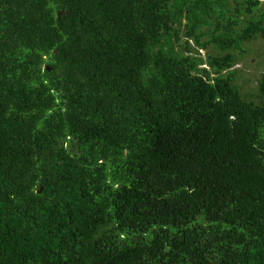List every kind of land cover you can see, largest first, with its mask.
I'll use <instances>...</instances> for the list:
<instances>
[{"label":"trees","instance_id":"1","mask_svg":"<svg viewBox=\"0 0 264 264\" xmlns=\"http://www.w3.org/2000/svg\"><path fill=\"white\" fill-rule=\"evenodd\" d=\"M260 39L264 0H0V264H264Z\"/></svg>","mask_w":264,"mask_h":264},{"label":"rangeland","instance_id":"2","mask_svg":"<svg viewBox=\"0 0 264 264\" xmlns=\"http://www.w3.org/2000/svg\"><path fill=\"white\" fill-rule=\"evenodd\" d=\"M249 48L252 52L237 66V69H239L240 74L243 76L240 79V83L245 84L250 89H254L257 77L260 73L264 72V57L260 56L264 48V39H260L258 42L249 45Z\"/></svg>","mask_w":264,"mask_h":264}]
</instances>
